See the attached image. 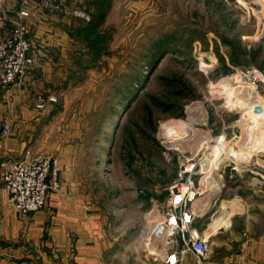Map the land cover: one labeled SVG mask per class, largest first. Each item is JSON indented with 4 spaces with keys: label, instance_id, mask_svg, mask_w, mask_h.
<instances>
[{
    "label": "rangeland",
    "instance_id": "374dc122",
    "mask_svg": "<svg viewBox=\"0 0 264 264\" xmlns=\"http://www.w3.org/2000/svg\"><path fill=\"white\" fill-rule=\"evenodd\" d=\"M38 8L42 15L54 14L66 34L67 47L51 55L68 67L71 78L61 93L56 86L34 93L32 105L36 109L39 94L54 96V104L62 101L57 121L66 129L71 162L93 193L108 197L104 205L116 196L122 208L131 195L129 206L136 201L129 216L140 219L146 199L156 213L168 193H182L177 184L192 177L201 193L192 205L204 198L205 214L198 218L204 227L226 212L222 226L239 216L241 203L232 193H244L257 211L236 225L247 216L248 223L264 221V172L256 166L264 161V123L247 117L264 107V88L244 79L251 70L264 78V0H42ZM19 22L0 21V37ZM29 39L34 49L30 30ZM32 57L26 77L40 72L33 70L40 64L34 52ZM142 77L145 85L127 97ZM241 83L250 86L241 100L226 97ZM136 95L144 99L134 110ZM218 142L226 162L217 171L221 187L208 206L203 202L212 189L200 185L204 175L197 172Z\"/></svg>",
    "mask_w": 264,
    "mask_h": 264
},
{
    "label": "crops",
    "instance_id": "0c3cea01",
    "mask_svg": "<svg viewBox=\"0 0 264 264\" xmlns=\"http://www.w3.org/2000/svg\"><path fill=\"white\" fill-rule=\"evenodd\" d=\"M41 2L29 0L34 11L31 17L20 20L18 11L22 0H0V21H22L28 25L35 39V61L40 62L36 63L37 67L34 64L33 70L41 72L22 78L7 89L0 87V125L8 119L10 129L8 139L0 148V264H166V255L178 253L182 248L179 236L170 238L172 242L168 246V237L154 236L149 240V234H144L152 223L165 217L168 200L164 199H169L170 194L162 197L165 203L156 213L151 200L146 199L143 214L135 213L140 219L129 216L136 201L132 199L129 206L131 195L122 208L117 207L116 196L108 199L107 207L104 204L108 197L93 193L88 181L71 162V144L64 135L66 129L57 121L61 114L57 106L62 101L49 106L45 112L32 105L34 93L45 92L43 89L53 92L51 86L59 88V93L60 87L66 86L71 78L68 67L56 62L61 59L51 55L54 50L62 51L67 47L66 34L56 26L54 14L50 11L41 14L38 8ZM30 145L34 151L49 152L56 157L61 190L51 193L41 210L22 216L8 208L1 175L10 162L21 158L26 147L31 148ZM231 196L241 203L240 212L226 226L215 225L211 220L204 227L202 220H198L205 214L203 204L195 203L198 214L192 229L208 238L210 251L203 260H197L190 252L183 253L177 264H264V221L248 223L247 216L244 223L236 225L237 219L257 211L255 205L250 208L246 204L248 198L244 193L242 198L234 193ZM263 201L260 202L264 205ZM119 211L124 220L118 230L115 226L120 222L117 221ZM262 212L259 209L258 213ZM213 226L218 227L212 229Z\"/></svg>",
    "mask_w": 264,
    "mask_h": 264
},
{
    "label": "built area",
    "instance_id": "2783aa9c",
    "mask_svg": "<svg viewBox=\"0 0 264 264\" xmlns=\"http://www.w3.org/2000/svg\"><path fill=\"white\" fill-rule=\"evenodd\" d=\"M33 11L34 9L29 6V0H22L20 17L29 18ZM32 55L33 48L26 23L19 22L4 31L0 37L1 88L19 83L30 73L33 66ZM248 76L251 78L247 79ZM244 79L251 81L252 85L257 84L264 88V78L257 71L247 72ZM36 100L37 110H43L44 105L57 102L54 96L43 98L41 94L36 96ZM9 132V120L4 119L0 129V148L8 139ZM256 166L264 172V161L262 165ZM189 173L191 174V171ZM191 179L192 177H189L183 183L177 184L181 186L182 193H169L165 217L152 223L144 234L146 236L149 234V240L154 236H166L168 246L172 242L170 238L179 236L182 248L178 253L167 254L166 264H177L186 252H190L197 260H203L210 251L208 238L192 229L193 220L197 216L192 204L200 193L194 190ZM1 182L7 193L8 207L22 216L33 214L45 206L51 193L61 190L57 178V159L52 155L25 148L20 159L10 162L4 168Z\"/></svg>",
    "mask_w": 264,
    "mask_h": 264
},
{
    "label": "bare ground",
    "instance_id": "6f19581e",
    "mask_svg": "<svg viewBox=\"0 0 264 264\" xmlns=\"http://www.w3.org/2000/svg\"><path fill=\"white\" fill-rule=\"evenodd\" d=\"M249 88H250L249 85L245 83H241L238 86L230 88L231 90L226 97L238 98L241 100V98L245 95L244 93ZM247 117H253L254 121H260V122L263 121L262 122L263 124L264 123V107L260 108V110L257 111V113L255 114L247 115ZM190 118L192 119V117ZM224 162H226V154L223 150L222 144L218 142L217 144L213 146L212 152L208 155L206 154L205 157H203V160L199 163V170L197 173H199L200 175H204L201 178L199 183L201 186H204V184H208L210 188L212 189L211 191H209V193L206 196V199L203 202L204 204L208 206L210 205L211 201H213L215 195L217 194V190L221 187V181L218 178L217 171H219L221 165ZM202 200H197V202L202 201ZM228 216H229L228 212H226V216L225 217L222 216L224 218H220V217L216 218L214 220L215 225H218V223L223 224L224 222H226Z\"/></svg>",
    "mask_w": 264,
    "mask_h": 264
},
{
    "label": "trees",
    "instance_id": "16d2710c",
    "mask_svg": "<svg viewBox=\"0 0 264 264\" xmlns=\"http://www.w3.org/2000/svg\"><path fill=\"white\" fill-rule=\"evenodd\" d=\"M104 1H106V0H104ZM102 52V53H101ZM97 53H99V54H103V53H105L103 50H101V49H97ZM167 53V52H166ZM152 69V68H151ZM150 70V69H149ZM163 70V69H162ZM161 70V71H162ZM143 80H145V77L143 78H141V80H139V81H137L134 85H133V87H131L130 89H129V92L127 93L128 94V96L127 97H129V96H132V94H133V92L135 91V90H137V88H139V87H141V85L143 84L142 82H143ZM156 80H157V78L155 77V79H153V81H152V83L151 84H154L155 82H156ZM150 84V85H151ZM145 85V82H144V84H143V86ZM135 94V93H134ZM139 98V96L138 95H136V97H134L133 99H138ZM143 97L141 98V99H138V101L134 104L135 105V107L133 108L134 110L136 109H138V107L141 105V103H142V105H143ZM126 105V103H123V104H120V109H122L124 106ZM114 120H115V118H114ZM117 130V127L113 130V132H115Z\"/></svg>",
    "mask_w": 264,
    "mask_h": 264
},
{
    "label": "water",
    "instance_id": "95a60500",
    "mask_svg": "<svg viewBox=\"0 0 264 264\" xmlns=\"http://www.w3.org/2000/svg\"><path fill=\"white\" fill-rule=\"evenodd\" d=\"M214 199H215V197H214ZM214 199H213V202H214Z\"/></svg>",
    "mask_w": 264,
    "mask_h": 264
}]
</instances>
